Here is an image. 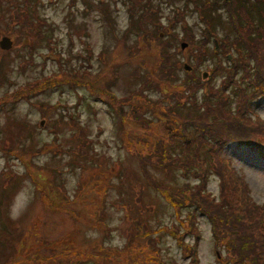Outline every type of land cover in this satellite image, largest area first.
Masks as SVG:
<instances>
[{
    "label": "rangeland",
    "instance_id": "obj_1",
    "mask_svg": "<svg viewBox=\"0 0 264 264\" xmlns=\"http://www.w3.org/2000/svg\"><path fill=\"white\" fill-rule=\"evenodd\" d=\"M136 2L140 5L149 2L158 9L163 25L172 24L177 39L169 41L173 45V61L180 67L176 71L177 81L187 78L186 73L192 70L186 71L184 66L190 65L193 54L188 47L179 49L184 26L175 20L171 7L185 9L188 4L182 1L40 0L37 16L50 23L51 28L45 30L48 40L33 47L26 36L27 27H20L19 32V24L12 21L15 7L22 2L0 0V41L9 38L13 42L8 50L0 48V97L5 98L0 100V264H68L70 261L144 264L147 260L144 253H134L131 258L117 257L118 254L112 257L101 250V246L121 249L125 246L129 234L136 232L131 225L133 217H139L153 230L160 229L153 235L154 244L160 247L166 264L187 263L182 249L167 232L170 228L165 226L179 225L178 217L182 220L188 210L184 208L178 216L165 200L147 187L135 158L136 150L152 151L156 134L163 133L166 125L160 113L156 115V108L159 110L164 102L169 103L168 97L174 98L175 88L154 86L144 91L142 98L155 108L144 114L153 121L151 130L142 137L147 143L140 138L139 143L136 141L129 148L118 117L86 87L91 81L97 88L112 85L116 96L126 97L145 79L136 81L135 73L147 75L148 80L158 79L153 66V61H157L156 48L152 52L143 48L135 58L129 57L137 42L136 19L132 16L137 9ZM187 8L185 23L200 40L204 35L202 23L191 6ZM218 14L216 30L219 35L228 34L225 14L221 11ZM213 45L211 42L209 47ZM213 59H207L206 66H213L218 60L227 66L233 57L224 61L223 55L217 54ZM200 71V75L207 71L205 65ZM57 72L61 80L55 89L29 97L35 94L30 87L31 92H25L24 100L12 103L15 92L24 94L18 90L27 82ZM222 75L223 72L215 77L211 82L213 86H219ZM208 79L209 75L202 81ZM78 80L87 85L77 84ZM228 92L233 103L232 87ZM198 99H203L202 90L198 91ZM250 107L255 116L264 120L263 96L253 100ZM125 110L130 113L128 106ZM58 118L63 122H58ZM131 121L127 115L125 128L129 127L134 141L138 139L134 136L140 126ZM76 122L83 127L88 139L83 140L86 145L80 142L81 131L76 128ZM80 149L87 153L80 155ZM223 157L230 159L237 173L245 178L253 200L264 203V158L235 144L227 145ZM163 173L158 175L159 180L173 188L193 180L185 179L179 170L166 178ZM137 183H142L143 187L136 188ZM207 187L213 196L218 195L214 175L209 176ZM139 194L140 204L136 203ZM102 207L103 213H100ZM197 226L201 235L199 264H221L211 238L210 223L200 213ZM185 240L193 242L191 236ZM137 243L140 247L146 246L145 241ZM95 254H98L96 258Z\"/></svg>",
    "mask_w": 264,
    "mask_h": 264
},
{
    "label": "trees",
    "instance_id": "obj_2",
    "mask_svg": "<svg viewBox=\"0 0 264 264\" xmlns=\"http://www.w3.org/2000/svg\"><path fill=\"white\" fill-rule=\"evenodd\" d=\"M10 1L14 3V0ZM20 1L22 5L15 7L16 15L12 16L15 25L19 24L18 31L20 32V27H27L26 36L33 47L44 39L47 41L45 35L51 25L37 16V4L40 0ZM178 1L190 5L191 10L196 12L204 34V38L197 40L193 30L186 25L184 10H189L188 5L184 6L185 9L171 6L175 20H179L184 26L180 45L186 42L190 53L193 54L190 63L192 71L186 73L187 78L177 81L176 71L180 67L173 61V45L169 41L177 39L172 24L163 25L159 21L158 9L153 8L149 2L144 5L136 2L137 9L132 16L136 19L134 26L137 30L134 32L137 42L129 57L135 58L143 48L151 52L156 48L157 61H153V66L157 69L158 79L148 80L147 75L145 77L135 73L133 77L136 81L145 79L140 82V87L126 97L116 96L111 90L112 85L97 88L93 81L87 83L88 85L79 80L76 83L87 85L91 94H95L98 100L109 105L119 119L129 148L133 147L136 141L139 143L140 138L141 142H146L142 137L151 130L153 121L144 114L155 108L142 98L144 91L154 86L159 89L175 88L176 95L173 99L176 101L168 97L169 103L166 101L164 107L159 106V110L156 108V115L160 113L163 119L159 118L166 126L163 133L156 134L152 151H135L140 175L147 187L165 200L178 216L182 215L184 208L188 210L182 220L178 217L179 225L165 226L170 228L167 232L185 254L186 264H199L198 243L201 235L197 226V215L200 213L210 223L211 238L221 264H264V203L258 204L253 200L245 179L237 173L231 161L223 157L226 146L235 144L245 146L264 158V120L255 116L250 107V103L259 95L264 97V0ZM219 11L225 14L228 34L224 32L219 35L216 30L220 20ZM156 18L158 21H154ZM211 42L214 45L209 47ZM174 50L178 52L176 48ZM217 54H222L224 61L227 60V54H230L233 57L232 62L224 66L223 62L218 60L213 66H206V60H214ZM202 65H205L209 72L210 79L207 81H202L199 74ZM221 72L224 75L219 86L215 87L211 82ZM58 73L27 82L18 90L24 91V94L16 95L15 92V102L12 103L24 100L25 92H31L30 87L35 94H30L29 97L55 89L61 80ZM230 87L235 93L233 103L228 92ZM199 90L203 93L202 100L198 99ZM3 96L0 97L2 101L5 99ZM126 106L129 107V114L125 110ZM127 115L131 117L132 123L140 126V131L134 136L138 139L134 141L130 138L129 127L125 128ZM57 121L63 122V119L58 118ZM76 125L81 131L80 142H87L83 127L78 123ZM85 141L83 145H86ZM79 153L82 155L87 151L80 149ZM178 170L185 179L192 178V182L186 181L183 185L173 188L159 180L158 175L162 172L166 178ZM210 175H214L218 181L217 196L208 191ZM137 187L142 188V183H137ZM137 197L136 203L140 204L141 195ZM132 209L131 206L130 210ZM100 213H103V207ZM133 218L135 220L131 219V225L136 228V232L129 234L125 246L122 249L101 246V250L109 252L112 257L118 254L117 257L120 255L131 258L134 253H144L145 258L147 256L144 264H166L160 255V247L154 244L156 239L153 235L160 229L153 230L139 217ZM187 236L192 237V243L185 240ZM142 241H145L146 246L140 247L137 243ZM96 255L98 254H95V258ZM68 264L80 263L70 261Z\"/></svg>",
    "mask_w": 264,
    "mask_h": 264
},
{
    "label": "water",
    "instance_id": "obj_3",
    "mask_svg": "<svg viewBox=\"0 0 264 264\" xmlns=\"http://www.w3.org/2000/svg\"><path fill=\"white\" fill-rule=\"evenodd\" d=\"M12 47V41L9 39V38H3L1 41H0V48L3 49V50H8ZM187 47V44L186 43H182L180 45V49H184ZM231 58V57H230ZM184 69L186 71H190L191 68L188 66H184ZM207 77V74L206 73H203L202 74V78H205Z\"/></svg>",
    "mask_w": 264,
    "mask_h": 264
}]
</instances>
